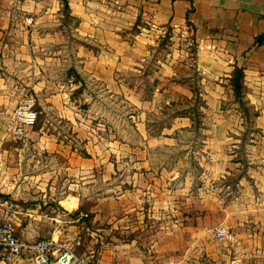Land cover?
Wrapping results in <instances>:
<instances>
[{"label":"crops","instance_id":"0c3cea01","mask_svg":"<svg viewBox=\"0 0 264 264\" xmlns=\"http://www.w3.org/2000/svg\"><path fill=\"white\" fill-rule=\"evenodd\" d=\"M25 93L38 120L17 140L7 129ZM173 107L183 111L151 130L149 116ZM182 141L196 178L153 163ZM93 172L109 185L123 178L109 199L121 216L106 215L121 230L106 232L94 264H264V0H0V199L21 209L17 235L78 241L81 198L53 190L81 188ZM0 264L33 263L26 254Z\"/></svg>","mask_w":264,"mask_h":264},{"label":"rangeland","instance_id":"374dc122","mask_svg":"<svg viewBox=\"0 0 264 264\" xmlns=\"http://www.w3.org/2000/svg\"><path fill=\"white\" fill-rule=\"evenodd\" d=\"M183 70L187 71L188 74H190L193 77V68L188 66V69L186 70L183 69ZM34 108H35V101H34ZM179 109L181 108L174 109L173 107L170 111H168L167 113L164 114V116H161V117H158V115H155V114L150 115L149 118H151V120L154 121V123L150 126L151 130L157 133L160 129V126H162L163 123H167L169 118L181 114L183 110L181 111ZM106 112L109 116L114 117V118H117L118 116L121 115V111L116 110V109L115 111L108 109V111ZM49 116L52 117V119L56 118V115L54 113L53 114L51 113ZM37 120H38V115H36L35 124L27 130L26 134L30 130L35 129ZM121 127L122 125L117 124V125H113L111 128L113 129V132L115 135L119 134L120 136L121 134L119 132H121L122 130ZM50 128H51V131H54V132L60 131L56 123H54L52 127ZM184 137L186 138L185 135ZM181 143L183 144H181V147L178 148L177 153L175 152L176 153L175 155H174V152H172V154H165V155L161 154L163 156L152 157L153 163L154 162L163 163L165 161L168 164V163L177 162L181 166L179 167V177H178L179 180H182L183 177H185L187 173H190L189 175L191 177L196 178L195 176L197 175L198 169L193 168L195 161L193 160L192 156L190 154H187L186 152V149H185L186 148L185 145H187L186 142L182 141ZM237 158L241 160H245L244 149L239 150ZM118 159L121 165L122 160L121 158H118ZM82 178L83 180L80 183H77V185H80L81 188L77 187L74 189L71 187L70 190L66 188L65 189L55 188L53 190L54 197H56L57 195H60L61 193L63 195V193H68V192H72L73 190H75V193L79 194L81 198V203H80L79 208L77 209V211H75L71 215V219H72L71 222L75 223L74 225H78V227L80 228L79 229L80 233L77 236L78 241L73 240L72 239L73 237L70 239L64 238L63 241H59V240H54V241L63 242L67 244L73 250L74 254L78 258L82 259V261L85 264H94L95 259H96V251L99 248L100 244L107 243V240H109L110 238V236L107 235L106 232H110L112 230V226L114 225H116V227H114L113 232H118L119 230H121L120 229L121 224L115 223V222L114 224H112L110 221L106 220L107 218L106 215L108 213L109 214L112 213L113 217L121 216L122 211H121V205L119 204L120 201H111L109 199L113 200L118 197H121V193H122L121 181L123 180V178H122L121 172L116 173L114 175L113 185L108 184L109 180L111 181L113 180L110 178L108 179V176L105 172H93L91 174H85L82 176ZM70 180L71 178H69L67 174H63V173L55 174V182L57 183V185H61L60 183L62 182L67 185L70 182ZM233 181H234V177H231L230 183H232ZM192 184L194 187H196L195 186L196 181H193ZM99 202H102V203H101L100 208L98 209L96 206L97 204H99ZM112 202L113 204L111 205L110 203ZM51 204L53 205L52 202ZM52 205H51V209L55 211L56 209ZM218 228H221V227H218ZM225 232L228 235V237L226 238L223 237L221 239H226L227 241L233 242L234 241L233 236H231V234L228 233L226 230ZM119 236H120V233H119ZM44 239L51 240V238H44ZM90 241H93L92 247L88 243ZM89 247H91L92 250L89 249ZM93 250L94 252H92ZM88 251L90 252L87 253ZM84 254H86V256H84ZM203 263L208 264L206 262H203Z\"/></svg>","mask_w":264,"mask_h":264},{"label":"built area","instance_id":"2783aa9c","mask_svg":"<svg viewBox=\"0 0 264 264\" xmlns=\"http://www.w3.org/2000/svg\"><path fill=\"white\" fill-rule=\"evenodd\" d=\"M38 2H50L66 0H36ZM69 84L80 86L81 83L71 77ZM34 99L28 93L20 98L12 118V123L7 132L17 140L26 136V132L36 121ZM20 207L9 199H0V260L12 262L15 259L30 254L33 264H85L78 258L73 250L63 242L38 239L35 241H24L18 235L13 219L19 215ZM219 238L228 237L225 230H216Z\"/></svg>","mask_w":264,"mask_h":264},{"label":"trees","instance_id":"16d2710c","mask_svg":"<svg viewBox=\"0 0 264 264\" xmlns=\"http://www.w3.org/2000/svg\"><path fill=\"white\" fill-rule=\"evenodd\" d=\"M243 77V71L241 69L234 68L230 78V85L233 91V96L240 103V105L243 93Z\"/></svg>","mask_w":264,"mask_h":264}]
</instances>
